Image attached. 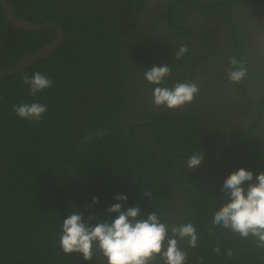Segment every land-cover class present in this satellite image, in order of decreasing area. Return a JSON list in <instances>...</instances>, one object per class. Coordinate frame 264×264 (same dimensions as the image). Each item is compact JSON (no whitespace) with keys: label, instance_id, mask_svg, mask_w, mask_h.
<instances>
[{"label":"trees","instance_id":"1","mask_svg":"<svg viewBox=\"0 0 264 264\" xmlns=\"http://www.w3.org/2000/svg\"><path fill=\"white\" fill-rule=\"evenodd\" d=\"M147 1L8 0L18 17L57 22L66 38L47 57L0 79V264H106L98 251L91 261L63 253L59 238L69 214L79 211L86 220L94 214L93 224L110 223L117 214L107 209L116 203L125 210L138 206L144 218L156 211L169 225L191 222L199 240L196 248L181 242L187 264H264V249L254 238L243 239L212 224L214 212L227 200L221 191L226 177L240 168L254 177L264 172V140L252 135L262 121L264 100L256 101L237 83L242 93L237 107L245 103L240 108L249 115L257 106L260 116L250 128L236 125L232 154L222 150L218 158L207 154L217 136L213 119L204 112L131 111V64L145 70L167 64L172 75L188 60L187 53L172 59L170 46L142 36L140 28L138 42L129 39L127 32L136 28ZM55 34L52 27L28 31L14 26L0 4V68L44 46ZM36 71L54 84L32 97L22 76ZM189 71L173 80L187 82ZM154 87L146 83L144 89ZM33 102L48 108L39 122L13 111L15 105ZM124 111L134 117L122 116ZM198 151L204 153L205 165L188 169L187 159ZM222 157L234 164L223 179L212 164ZM118 195H126L127 201L116 200ZM93 197L99 202L93 204ZM217 246L219 255L213 252Z\"/></svg>","mask_w":264,"mask_h":264},{"label":"clouds","instance_id":"2","mask_svg":"<svg viewBox=\"0 0 264 264\" xmlns=\"http://www.w3.org/2000/svg\"><path fill=\"white\" fill-rule=\"evenodd\" d=\"M187 52V46L181 45L175 58L179 60ZM229 66L227 79L231 83H240L248 74L243 59L230 57ZM170 76L171 69L167 64L154 65L143 72V79L156 85L152 90L153 104L174 110L192 103L199 95L198 85L195 82H177L172 87L161 86ZM22 83L28 86L29 94L36 97L38 93L51 88L54 81L36 71L30 76L24 74ZM47 110V105L39 102L21 103L13 107L18 117L30 122L41 121ZM203 158V152H194L187 159L186 167H199ZM221 191L227 200L214 212L212 224L239 234L243 239L254 238L256 246L264 249V172L254 177L252 171L240 168L226 177ZM144 195L150 197L151 193L146 191ZM115 199L127 201L128 197L118 195ZM98 202V198L93 197V204ZM107 212L117 214L110 223L93 224L92 221L96 220L94 214L86 220L79 211L63 219L59 238L62 252L67 255L78 253L83 260L91 261L98 251L106 264H155L158 259L163 260L164 264H187L188 253L182 249L181 242L187 241L190 248L198 247L199 235L191 222L169 225L162 222L156 211L144 218L138 206L125 210L121 203L113 204ZM213 252L219 255L220 247L214 248ZM232 254L229 249L227 256L231 257Z\"/></svg>","mask_w":264,"mask_h":264},{"label":"flooded vegetation","instance_id":"3","mask_svg":"<svg viewBox=\"0 0 264 264\" xmlns=\"http://www.w3.org/2000/svg\"><path fill=\"white\" fill-rule=\"evenodd\" d=\"M176 1L178 0H148L145 10L139 16L136 28L129 30L127 35L131 41L135 40V44L138 42V31L142 29V36L147 35L157 39L161 44L170 46L169 56L172 59L181 45L187 46V62L175 69L167 79L174 81L173 77L183 75L184 71L190 68L186 81H193L198 85L199 95L182 109L193 112L202 111L213 119L217 143L207 152L208 155L218 158L222 150H227V153L231 155L233 151L231 146L237 138L233 134L235 126L241 123L249 125L260 111L256 107L252 112L253 115H243L241 108L245 103L237 107L242 99V93L236 88L237 83H231L227 79V72L230 70L229 58L235 56L238 60L246 61L249 65L248 71L252 72L247 74L251 75L250 79L245 77L240 82L241 86L253 97L261 96L264 93V2L197 0L192 3V0H186V2L180 0L170 10V19H168L166 13ZM182 3L184 6H181ZM219 3L221 5H218ZM222 5L225 12L221 9ZM213 45L218 55L215 56L213 52L208 57V54L212 52V49L209 52L210 46L212 48ZM130 67L132 72L129 73L128 78L132 85L131 96L134 101V108L131 111L142 113L155 109L170 112V109L159 108L153 104L152 88L144 89L148 83L141 77L145 69L136 64H131ZM211 77L219 79L216 86H213ZM161 86L172 87L167 81ZM260 96L256 98L258 99L256 101L264 100V95ZM223 110L225 116L221 114ZM157 111L153 113V116ZM121 115L132 117L133 113L124 111ZM244 117H252L251 122H240ZM257 127L252 135L259 141H263L264 115ZM137 135L143 137L142 132ZM204 160H206L205 157ZM214 163H212L215 165L214 170L221 179L234 169V164L225 157H222L218 163ZM204 165V163L201 164V166Z\"/></svg>","mask_w":264,"mask_h":264},{"label":"water","instance_id":"4","mask_svg":"<svg viewBox=\"0 0 264 264\" xmlns=\"http://www.w3.org/2000/svg\"><path fill=\"white\" fill-rule=\"evenodd\" d=\"M183 1L186 2V0H183ZM241 1L248 2V3L264 2V0H241ZM179 2H180V0L174 2L169 7V9L166 13V16L168 19H170V16H169L170 10L173 8V6H175ZM0 4H1L2 9L5 13V16L7 17L9 22L18 28L25 29L28 31L39 30V29H44V28H49V27L56 29V34L50 42H48L44 46L38 48L37 50L29 53L28 55L21 57L18 60L0 68V79H2V78L11 76L13 74H16V73L26 69L27 67L34 64L35 62L47 57L48 55H50L53 52H55L64 43L66 36H65V31H64L62 25H60L57 22H54V21H46V22H42V23L30 22V21H27V20H24V19L18 17L14 13L12 11V8L9 5L8 0H0ZM195 34H199V33H195ZM212 53L213 52H211V54ZM173 82L175 84L177 83L175 81H173ZM188 82H191V81H188ZM133 125L137 126L138 124H133Z\"/></svg>","mask_w":264,"mask_h":264},{"label":"rangeland","instance_id":"5","mask_svg":"<svg viewBox=\"0 0 264 264\" xmlns=\"http://www.w3.org/2000/svg\"><path fill=\"white\" fill-rule=\"evenodd\" d=\"M196 1H197V0H192L191 2H192V3H195ZM174 30H175V29H174ZM177 32H179V31H177ZM207 46H209V45L207 44ZM210 49H211V46H210ZM212 52H214V55H215V56L218 55V54L216 53V50H215V45L212 46ZM210 54H211V53L208 54V57L211 56ZM217 72H219V71H217ZM248 72H252V71L250 70V71H248ZM249 77H251L250 74L246 76V78L250 79ZM211 78H212V77H211ZM212 80H213V81H212V82H213V86H214V85L216 86V84L214 83V80L217 81L218 78L214 77V78H212ZM170 81L173 82L172 80H170ZM174 81H175V80H174ZM175 82H177V81H175ZM173 83H174V82H173ZM262 95H264V93H263ZM262 95H261V96H262ZM249 96H251V97H252L253 99H255V100H258V99H256V98H258L260 95H259L258 97H256V98L253 97V95H250V94H249ZM261 96H260V97H261ZM262 105H264V103H263ZM255 107H257V106H255ZM180 109L183 110L182 108H180ZM255 109H256V108H255ZM257 109H258V107H257ZM238 110H239V109H238ZM258 110H259V109H258ZM259 111H260V110H259ZM258 115H259V114H258ZM258 115L253 117L254 120H253L252 122H251V120H250V119H252V117H251V118H246V117H244L243 120L240 121V122H243V121L246 122V123H247V122H251L249 125H246V124H244V123H241V124H244V125H246V126H249V127H247V128H250V127H251V126L257 121L256 119H258V117L260 116V115H259V116H258ZM133 117H134V116H133ZM254 132H256V131H254Z\"/></svg>","mask_w":264,"mask_h":264},{"label":"crops","instance_id":"6","mask_svg":"<svg viewBox=\"0 0 264 264\" xmlns=\"http://www.w3.org/2000/svg\"><path fill=\"white\" fill-rule=\"evenodd\" d=\"M193 82V81H192ZM213 83V82H212ZM210 84V83H209ZM208 85V84H207Z\"/></svg>","mask_w":264,"mask_h":264}]
</instances>
